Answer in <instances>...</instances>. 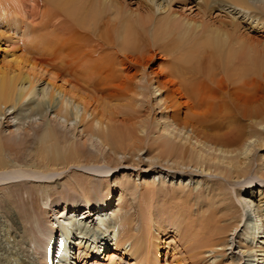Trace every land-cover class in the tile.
<instances>
[{"label": "bare ground", "instance_id": "obj_1", "mask_svg": "<svg viewBox=\"0 0 264 264\" xmlns=\"http://www.w3.org/2000/svg\"><path fill=\"white\" fill-rule=\"evenodd\" d=\"M6 1L17 15L34 19L42 14L40 0ZM48 1L58 10L57 14L64 16L67 27H62L61 23L46 25L45 31L33 35L37 36L33 41L31 39L35 45L28 46L35 47V53L50 57L38 61L13 51L0 65V107L2 104L6 106L0 108V114L8 119L9 127L17 126L13 122V115L17 112L11 111L12 107L31 108L25 116H29L27 124L30 127L25 130V135L20 133V138L13 133L3 136L0 131V183L30 176L45 178L51 172L56 175L60 168L69 165L95 163L101 155L90 151L86 145L88 141L77 144L73 140L77 126L74 124L71 129L74 122L85 124L90 116L95 117L89 129L90 136L96 137L95 142L101 139L98 146L111 148L112 154L108 156L111 159L113 154L129 155L127 162L133 161L134 166H138L144 158L139 156L136 160L135 156L148 147L146 153L150 155V165L171 161L173 169H192L190 174L198 169L202 173H215L229 182L246 179L252 172L253 178L264 181V154L258 151L264 149L263 36L248 37V33H241L239 24L233 20L210 23L205 19H187L176 12L160 16L158 13L163 7L156 0H135L137 9L132 8V0ZM227 3L247 10L256 9L250 0H214V5ZM261 8L263 10L255 16L256 28L264 33V3ZM0 9L2 18H5L3 8ZM159 55L166 68L151 77L147 68L156 63ZM147 57L149 60L144 64ZM162 75L167 78L166 82ZM44 79L47 82L41 86ZM95 103L96 108H103L100 113L93 108ZM47 106L55 110L54 123L48 121L39 127V118L34 116ZM29 143L35 144L31 149L35 161L33 159L23 168L19 155L27 151ZM7 149L16 157L11 165L2 158ZM100 152L98 149L97 154ZM103 158L107 160V156ZM115 161L119 163V159ZM157 175H162L161 171L149 179L152 181L142 194L154 196L165 191L166 181L172 177ZM251 182L250 177L247 178L246 184ZM92 183L81 177L73 178L72 189L82 192L85 201L81 204L69 202L59 211L64 219L57 227L56 221L50 222L49 230L42 232V258L48 261L47 264H53L52 253L56 248L53 236L56 233L58 237L60 231L61 256L56 264L68 263L74 232L79 236L84 233L97 245L92 250V244L85 246L80 242L79 263L84 254L90 256L92 251L97 252V257L106 255L105 244L112 240L115 250L110 258L114 259L119 251L131 244L134 250L131 256L141 258L147 264H159L161 257L156 251L157 245L144 236L147 233L142 226L144 215L141 224L137 223L140 228L136 229L135 214H123L126 197L136 194L139 184L128 179L121 181L119 202L114 211L108 210L111 211L108 214L104 208L97 207H108L111 194L101 198ZM176 183L180 190L170 194L172 197L168 196L165 205L171 203V198L183 203L187 199L186 204L191 201L192 191L186 194L184 189L188 186L186 178ZM210 192L209 199L205 200L209 209H204L202 214L188 221L190 215L185 211L166 208L160 216H154V223L151 218L147 219L153 226L149 229L158 222V230L172 232L168 236L172 243L182 235H196L192 242L197 250L223 246L228 242L227 234L237 226L235 221L225 224L229 217L235 218L233 208L236 205L230 203L222 207L227 193L212 196ZM259 194L258 201L253 200L252 204L242 199V192L236 195L241 211L245 212L240 215L248 223L243 236L250 237V251L259 237L257 233L264 228V189H260ZM215 197L219 200L215 201ZM50 198L49 193L44 194L46 205ZM182 205L180 209L185 210ZM256 205L257 213L252 218L248 211L254 210ZM77 208L84 212L79 219L82 210ZM96 213L98 217L93 226L87 219H92ZM71 216L76 218L73 220Z\"/></svg>", "mask_w": 264, "mask_h": 264}, {"label": "rangeland", "instance_id": "obj_2", "mask_svg": "<svg viewBox=\"0 0 264 264\" xmlns=\"http://www.w3.org/2000/svg\"><path fill=\"white\" fill-rule=\"evenodd\" d=\"M40 1V11L42 12V14L38 16L39 18H32L33 20L31 19V17H23L21 14L20 16L19 14L17 15L15 12H13L11 10L9 1H0V8L2 7L3 12H5V18H2V12L0 9V65L4 64L5 60L7 61L10 58L13 51L18 52V55L24 58L28 57L32 60L38 61L50 57L45 54L40 55L37 54V52L35 53L33 51L35 47L29 48L30 45H35L32 41L35 39L36 35H33L35 34V32L39 34L42 32V30L45 31L47 29L46 25H59L61 23L62 27L66 28L67 21L60 13L57 14L58 10L55 9L48 0ZM130 3L132 8L137 9L134 4L136 3L135 0H132ZM156 3L163 7V10L158 13V15L160 16H165L168 13L176 12L187 19L194 18L196 21L205 19L210 23H219V20H233L239 24L241 33H248L247 36L252 38H256L258 36H263L264 38L263 30L256 28L258 23L256 22L257 20L255 17L256 13L263 10L261 7L263 6L264 0H250V4L253 5L254 8H256L255 10L252 8L251 10H247L242 7L239 8L228 3L224 5H214V0H187L185 2H182L181 0H156ZM207 4L211 5V7H208ZM203 15L205 16L203 17ZM30 27H34V29ZM32 31H34V33ZM160 56L161 55L156 58V63L147 68V71L149 74H151V77L159 75L166 68V63L163 61V59H160ZM148 60V57L145 58L144 64H147ZM166 79L167 78L162 75V80L166 82ZM46 82V79L42 80L41 86H44ZM160 84L163 85V83L161 82ZM1 107L4 108L6 106L2 104ZM94 107L96 108V103L94 104L93 108ZM96 109V113H100L103 108L100 107ZM12 110H16L17 112L13 115V122L17 123L15 124L17 126L9 127L7 122L8 119H5L4 114H0V117H2L0 118V131L2 132L3 136H10L13 133L14 135L17 134V137H19L21 136L20 133L24 134V132H26L25 130L30 129L27 124L29 116H25H27L31 112V108L28 107V109L23 110V108L20 107H12L11 111ZM53 110L54 108L47 106L42 113L34 116V118L36 119L37 117L39 118L37 119L39 121V127L44 126V124L48 121L54 123L53 119H55V110ZM92 117L93 116H90L85 124H76V122H74L73 126H71V129L74 128V124L75 126H77V129L75 130L74 128L73 131L75 133L73 140L77 144L81 143L82 141H88L89 143L86 142L87 144H85L89 145L88 148L90 149V151L95 153L96 151L98 152V149L101 150V154H97V152L94 154L101 155L98 156V160H96L95 163H91L89 165H87L86 163H82L76 166L69 165L65 168H60L56 175L55 173L51 172V175L48 174L45 178L30 176V178L28 177L29 179L25 177L23 178V180L21 179L15 182L9 180L0 183V264H47L48 261L42 258V250L40 249V246L43 245L42 232L49 230L50 222L56 221L57 227L58 222L64 219L61 217L62 212L59 213V211H62V208H64V206L69 202L81 204V202L85 201V197L82 196V192H77L72 189L74 187L73 178L80 177L85 180L93 181L94 183L92 184L97 189L98 195L101 198L106 197L107 194H111V200H109L108 202V207H97L104 208V212L108 214L116 209L115 207L119 202V198L122 193V191L120 190L121 186H119V183L121 181L126 182V180L128 179L136 181V183L139 184L137 193L134 195L131 194V196L129 195L128 197H126V209H124L123 214H135L134 217L137 220L135 224H141L140 220L144 215L145 221L143 222L142 226H145V231L147 232L144 234V236L147 238V240H151L152 243L157 245L158 250L156 249V251L161 257L159 264H252V262H254V264H264V228L261 230V232L257 233V236L259 237L254 244L253 251H250V246L252 244L250 237L248 235L243 236L248 223L246 224V221L240 215V213L245 212L241 211V205L236 198L237 193L242 192V199L246 202L248 200V203L252 204L253 200L258 201V199L260 198V189L261 191H263L264 189V181L261 182L257 177L253 178L251 176L252 172L249 176L252 182L246 184L247 178L249 177H246V179H242L241 181L229 182L224 178L220 179V177L215 173H202L198 169H196V171L193 170L192 174H190V171H192V169L190 168H188V170L190 169L189 171H181V169L177 170L176 168L173 169L174 163L171 161L169 163L167 161H163V163H160V165L157 164V162L154 165H150V162L148 161L150 155L146 153L148 147H146L143 152L141 151L138 156H135L136 160H139V156L144 158V161H142L138 166H134L133 161L127 162V159L130 158L129 155L124 156L121 153L113 154V159H111L108 157L110 156V153L112 154L111 148L109 146H106L105 148L98 146L99 144H101V139L98 138V140L96 139L97 141L95 142L96 137L90 136L89 129L91 128V123L95 118ZM24 118L26 119V121ZM118 118L119 120L122 119V117ZM33 131L34 130H32V132ZM24 135H22V139H24ZM31 138L34 139L33 136ZM149 138L151 139V137ZM149 138L148 140L150 141ZM34 145L35 144L33 143H29V145L27 146V151L20 153L19 155V160L23 162V168L27 167L28 163L34 159L31 153V149L34 147ZM258 151L260 154H264V149ZM143 153H146V155H143ZM102 156H107V160H104ZM2 158L7 161L9 165H11V161H13L16 157L14 156V154L11 155L10 150L7 149L2 154ZM116 158L119 159V163H116ZM36 161L38 160L36 159ZM116 164L117 166H115ZM260 164L262 165V162ZM52 171L55 172L56 170L54 169ZM160 171L162 173V175H159L160 177L166 176L168 179L172 177L170 181H166V186L164 187L165 189H163L165 191L162 192L163 196H161L162 194L154 196L152 194L149 195L148 193L142 194L144 192L143 190L146 189L145 187H147V185L151 183L150 181H152L149 179H152L154 177V173ZM52 175L55 176L53 177ZM42 176H45V174H42ZM159 176L157 175V177ZM173 176H175V178H173ZM185 178L188 186L184 187V189L186 188V194H189V192L192 191L191 201H188V204H186L187 199L183 203L177 198H171L169 199V202L171 203L165 205V203H167V198L174 194L175 190H180L178 189L179 185H177L176 181L178 180L179 184L180 180H183ZM225 184L227 186H225ZM241 184H245L246 186H242ZM153 186L154 185H152V187ZM156 187L159 186L157 185ZM189 188H191L192 190H189ZM215 188H217V190L213 191ZM218 188L220 189L218 190ZM210 189H212L213 193L210 192ZM166 191L169 192V195ZM209 192L212 196H214V194H218L219 192L222 194L227 193L226 195L228 197H225L226 202L222 207H225L230 203L237 206L233 208L235 213H233V217L235 218L232 219V217H229V219H227L228 221H225V224L231 221H235L234 223L237 226H235L234 229L230 231L229 234H227V238L229 237L227 239L228 242L222 244L223 246L218 245L215 246L214 249L207 248V250L206 248H203L202 250H197L194 247V242H192L196 235L191 237H189L188 235H182V237H180L176 241H173L174 243H172V241H170V239L168 238V236H170L172 232H169V230H158V222L155 223L154 228L149 229V226H152V224L147 221V219L151 218L154 223V216H160L161 211H164L166 208L185 211L186 215H190L188 221L191 220V217L202 214V211L204 209H209L207 203L205 202V200L209 199ZM47 193L51 195L48 205H46L43 201L44 194ZM56 198L57 202H54ZM101 198L99 199L101 200ZM214 199L215 201L219 200L216 197ZM256 203L258 205V202ZM181 205L186 209H180L179 206ZM257 205L255 206L254 210L248 211L251 215L250 217L252 218L255 213H257ZM109 209H111V211H108ZM81 210L80 216L77 217V219L81 218V216H83L84 214L83 209ZM259 216L260 212H258V217ZM97 217L98 214L96 213V215L92 216V219H87L88 223L92 225L95 224ZM70 218L74 220L76 217L74 218L73 216H71ZM262 220L264 221V216L262 217ZM138 226V224L135 225V228L139 229L140 226ZM39 228L41 229V231L39 230ZM121 231L123 230L121 229ZM140 232L142 233V231ZM60 234L61 232L59 231L58 237L56 233L53 236V243L56 246L55 250L52 253L53 264H56V261L58 260L57 258H60L61 256H59V247L62 245V243L60 242ZM250 236L252 237L251 233ZM77 238H81V240H78ZM80 242H82L81 245L84 244L85 246L92 244V250L97 247V245L93 244V242H91V240L87 237V235H84V233L82 234V236H79L74 232V234L71 236L68 255L69 261L67 264H78L80 262V259H78ZM112 244V240H110L108 244H105L104 249L106 248V255L103 254L97 257L95 256L97 252L92 251L90 253V256L84 254V256L81 258V263L79 264H147L143 259L136 258L133 255L131 256V254L134 252L131 244L126 245V249H124L126 251H129V253L124 254V250L119 251L118 255L114 259L110 258L111 254L114 253L115 250ZM99 245L101 244H98V246ZM204 251H206L204 254H199V256L196 255L199 252L202 253ZM55 256L57 257L56 259Z\"/></svg>", "mask_w": 264, "mask_h": 264}]
</instances>
